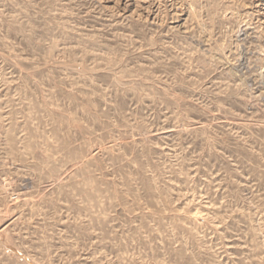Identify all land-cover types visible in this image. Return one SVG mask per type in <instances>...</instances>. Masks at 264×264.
<instances>
[{"label": "rangeland", "instance_id": "obj_1", "mask_svg": "<svg viewBox=\"0 0 264 264\" xmlns=\"http://www.w3.org/2000/svg\"><path fill=\"white\" fill-rule=\"evenodd\" d=\"M0 264H264V0H0Z\"/></svg>", "mask_w": 264, "mask_h": 264}]
</instances>
